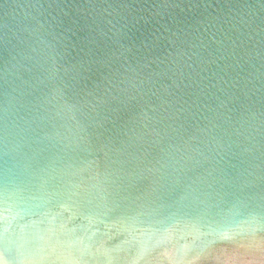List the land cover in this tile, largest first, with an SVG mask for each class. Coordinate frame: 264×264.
<instances>
[{
    "label": "water",
    "instance_id": "water-1",
    "mask_svg": "<svg viewBox=\"0 0 264 264\" xmlns=\"http://www.w3.org/2000/svg\"><path fill=\"white\" fill-rule=\"evenodd\" d=\"M0 264H264V0H0Z\"/></svg>",
    "mask_w": 264,
    "mask_h": 264
},
{
    "label": "snow or ice",
    "instance_id": "snow-or-ice-1",
    "mask_svg": "<svg viewBox=\"0 0 264 264\" xmlns=\"http://www.w3.org/2000/svg\"><path fill=\"white\" fill-rule=\"evenodd\" d=\"M5 248V243L3 240H0V249H4Z\"/></svg>",
    "mask_w": 264,
    "mask_h": 264
}]
</instances>
